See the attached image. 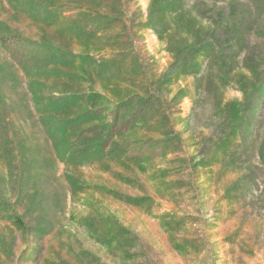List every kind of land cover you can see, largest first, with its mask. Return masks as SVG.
<instances>
[{
  "label": "rangeland",
  "instance_id": "obj_1",
  "mask_svg": "<svg viewBox=\"0 0 264 264\" xmlns=\"http://www.w3.org/2000/svg\"><path fill=\"white\" fill-rule=\"evenodd\" d=\"M0 264H264V0H0Z\"/></svg>",
  "mask_w": 264,
  "mask_h": 264
},
{
  "label": "trees",
  "instance_id": "obj_2",
  "mask_svg": "<svg viewBox=\"0 0 264 264\" xmlns=\"http://www.w3.org/2000/svg\"><path fill=\"white\" fill-rule=\"evenodd\" d=\"M95 1L96 0H93V2H92V0H84L85 3H89V4H93V3H95ZM97 7H99V6L97 5ZM94 13L95 12H93V14H90V15L93 16V17H96V16H94ZM97 16H98V19L100 20L99 21V26L93 25V27H90L89 25H87V26L84 25L83 22H81V21H77V25H78L79 28L75 29L74 32L77 34V33H79L78 31L80 30L83 33H86V34H88L89 36H92V37L95 36L94 35L95 33L98 34V33L102 32L106 27H108L109 23L108 24L106 23V20H105V18H103V15L100 13V11H97ZM61 30L62 31H67L68 27L67 26L66 27H62Z\"/></svg>",
  "mask_w": 264,
  "mask_h": 264
}]
</instances>
